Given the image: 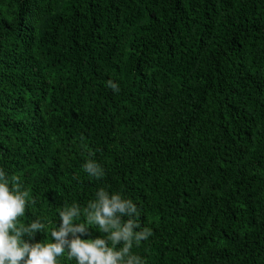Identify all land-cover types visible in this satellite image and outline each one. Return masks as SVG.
Here are the masks:
<instances>
[{"label": "trees", "instance_id": "obj_1", "mask_svg": "<svg viewBox=\"0 0 264 264\" xmlns=\"http://www.w3.org/2000/svg\"><path fill=\"white\" fill-rule=\"evenodd\" d=\"M0 168L21 223L105 187L145 264H264V0H0Z\"/></svg>", "mask_w": 264, "mask_h": 264}, {"label": "clouds", "instance_id": "obj_2", "mask_svg": "<svg viewBox=\"0 0 264 264\" xmlns=\"http://www.w3.org/2000/svg\"><path fill=\"white\" fill-rule=\"evenodd\" d=\"M108 86L119 91L112 81ZM82 168L90 177L104 175L94 159ZM34 203L19 178H9L0 168V264H59L61 257L75 264H145L132 248L147 241L151 229H139L136 204L119 192L99 187L85 206L73 201L57 209L55 220L35 216L21 223L26 205ZM93 227L103 235L93 234ZM42 233H47V240L38 239Z\"/></svg>", "mask_w": 264, "mask_h": 264}]
</instances>
